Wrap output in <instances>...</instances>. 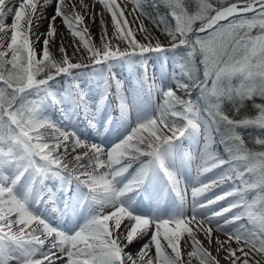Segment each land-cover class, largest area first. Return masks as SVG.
Instances as JSON below:
<instances>
[{
    "label": "snow or ice",
    "instance_id": "snow-or-ice-1",
    "mask_svg": "<svg viewBox=\"0 0 264 264\" xmlns=\"http://www.w3.org/2000/svg\"><path fill=\"white\" fill-rule=\"evenodd\" d=\"M100 2L111 14L114 32L110 38L102 21L103 32L96 44L85 23L88 6L82 0H0V264H192L193 259L197 264H221L220 253L227 264H262L258 257L264 258V134L253 137L261 149L256 151L237 129H264V0H167L174 24L149 16L142 0H133V12L155 21L166 45L142 22L139 31L145 35L143 41L138 40L117 0ZM9 17L10 24L6 22ZM57 19L75 40L71 55L64 38L59 43L55 39ZM95 19L93 13L91 20ZM41 21H47L43 33L37 31ZM183 47L189 49L188 59L181 63L188 82L158 88L155 115L137 122L111 148L84 141L43 116L45 101L54 99L47 82L57 75L118 57ZM194 56L200 57L201 69L192 65ZM192 88H199L208 101L209 122L201 119ZM226 100L234 102L235 112L244 101H253L255 113L233 119L223 108ZM120 106L127 107L123 101ZM213 125L217 126L214 131L219 125L225 128L229 168L188 187L169 160L189 130L204 134L198 177L229 163L211 147L214 140L207 136V129ZM137 161L141 166L136 174L118 186V178ZM157 172L166 181L162 194L171 190L182 203H190V214L148 217L135 214L122 202ZM26 174L41 182L58 178L65 194L76 181L81 202L91 200L96 214L75 229L54 227L34 214L26 196L19 194L17 186H23ZM224 184L232 186L199 202ZM229 197H234L232 202L209 217L199 214V209ZM233 209H238L235 215L215 224L227 239H215L212 218ZM245 218L251 227L239 224L232 231L224 230L225 225ZM198 233L216 244L217 255L203 246ZM182 238L192 248L187 260L180 249ZM138 241L143 242L130 250Z\"/></svg>",
    "mask_w": 264,
    "mask_h": 264
},
{
    "label": "bare ground",
    "instance_id": "bare-ground-1",
    "mask_svg": "<svg viewBox=\"0 0 264 264\" xmlns=\"http://www.w3.org/2000/svg\"><path fill=\"white\" fill-rule=\"evenodd\" d=\"M76 2H79V0H76ZM82 2L88 6L85 10L87 13L85 23L89 28L93 43L99 44L103 29H106L111 38L114 32L111 14L107 11L104 4L100 0H82ZM117 3L125 9V16L131 22L130 27L136 29L138 40L143 41L145 35L139 31V26L142 22L143 26L152 33L153 37L158 38L163 43L164 38L155 30L153 25L146 18L140 16L138 12H133V7L129 3L125 0H117ZM77 11H80V9L77 8ZM51 12L52 9L49 8L48 13L50 14ZM93 13L96 15L95 22L91 20ZM7 23H11V17L7 19ZM46 27L47 21H41L37 31L43 33ZM56 27L58 29V34L55 37L57 43L63 37V42L68 46V54L71 55V45L75 43V40L70 36L60 19H57ZM8 37H10V33ZM112 43L115 44L117 41L112 39ZM120 46L123 47V44L121 43ZM53 51L55 52V48H53ZM166 52L167 49L143 55L136 54L128 57H118L108 61L107 70L95 69L98 72L93 71L90 75H85L86 78H80L75 85L67 89L66 95H53L54 99L45 101L42 109L43 116L58 126L75 132L84 141L102 144L105 148H111L122 140L130 132L131 128L140 121L137 116V113L142 108L140 99H145L156 109L159 103V91L157 89L160 87H175L176 84L183 81L179 76H167L166 71L170 67L171 62L163 60L161 57L162 53ZM143 60L153 61L155 64L153 66L151 63V65L147 66L142 63ZM145 68L147 71H145ZM139 69L141 70V87L134 90L131 87L128 88L127 84L133 85L131 73ZM150 80L154 81V84L150 83ZM121 101L127 105L126 109L121 108ZM207 136L211 138L208 129ZM203 145L204 134L202 131L189 130L186 136L176 143L169 160L171 168L179 174L188 187H192L204 179L221 175L229 168V165L225 164L208 173L206 177H198L196 169L203 151ZM211 147L220 159L221 154L216 150L215 144L213 143ZM140 166V161L133 163L128 171L118 178V186H123L128 180L132 179ZM30 176L26 174L23 186H17L19 194L26 196L28 206L34 214L45 218L54 227L65 231L68 230L69 226L75 229L96 214L97 206L91 200L86 203L81 202L83 197L77 195L80 189L77 187L76 181L73 180L71 182L72 191L65 194L61 187V180L55 177H49L43 182L37 178L31 187L27 189L24 183ZM165 184L166 181L160 173L152 174L151 179L140 189L127 193L122 198V202L128 205L135 214L148 217L168 218L181 212L190 214V203L187 201L182 203L171 190H166L162 194ZM231 186V184L221 185L220 188L213 189L212 192L208 193L206 197H201L199 202L202 203L204 199H211L221 191H227ZM50 197L54 199H50ZM188 199L190 201V194ZM233 199L234 197H229L227 200L199 209V214L202 217H209L211 213L227 206ZM53 209H56V211L54 212ZM237 212L238 209H233L230 213H224L223 216L212 218L211 222L213 225L211 227L215 239H227L226 234L219 232L215 224H223L226 219ZM239 224L251 227L245 218L235 224L225 225L224 230L232 231L239 227ZM197 239L205 244L214 255H217L216 244L214 242L210 244L203 233H198ZM142 242L138 241L133 244L130 250H136ZM162 243L164 242L162 241ZM232 247H236L234 241L232 242ZM180 249L182 257L187 260L189 249L183 243V238ZM168 251L170 252L171 250L168 249ZM223 257L224 253H220L217 256L221 260V264H227ZM258 259H262V264H264V258L258 257Z\"/></svg>",
    "mask_w": 264,
    "mask_h": 264
},
{
    "label": "rangeland",
    "instance_id": "rangeland-1",
    "mask_svg": "<svg viewBox=\"0 0 264 264\" xmlns=\"http://www.w3.org/2000/svg\"><path fill=\"white\" fill-rule=\"evenodd\" d=\"M127 3H129V5L131 7H133V0H125ZM148 2V0H142V6L143 4H146ZM247 15L251 16V13H248ZM144 18H146L155 28V30L164 38L163 43L167 44V39L165 38V35L160 31L156 29L155 24L148 19L146 16H142ZM166 20L168 24H174V21L172 20L171 16L169 15V13H167L166 15ZM7 22V21H6ZM255 34V33H254ZM200 35H205V33H200ZM10 38V37H9ZM42 47V42L38 43L36 45L37 50H39ZM188 52L189 49L187 47H183V48H177V49H167L166 53H162L161 57L163 60H169L171 62L170 67H168L166 74L169 77H181L182 80L184 82H188L187 76L183 73L182 68H181V63L183 61H185L186 59H188ZM192 60V65L198 69H201L202 66H200V57L199 56H194L191 58ZM144 65H151V63L155 64V62L153 61H145L143 60L142 62ZM108 64L109 62H106L104 64H100V65H92L89 64L87 66L84 67H79V68H75L73 70H71V72L68 73H64L61 75H57L55 77L56 81H52V79L48 80L47 82V89L54 95V96H63L67 94V89L73 85H75L77 83V81L80 78H86V76L90 75L93 71H97L95 69L101 70V71H105L108 68ZM142 69V67H141ZM98 72V71H97ZM132 78H133V85L131 84H127L128 88L131 87L133 90L134 89H138L141 87V70L139 69L138 71L132 72ZM202 74V71H201ZM86 75V76H85ZM180 78V79H181ZM192 94H194L195 96H200L203 100H205V97H203L201 95V91L199 88H192ZM140 106H142V108L140 109V111L137 113L138 116V120H142L145 119L149 116L155 115L156 109L154 106H152L151 104H149L145 99H140ZM208 109V108H207ZM207 109H199L200 114H201V119L204 120L205 122H209L211 120V117L209 116V113L207 112ZM215 126L213 125L212 127H209L208 130L210 131V136L211 138H213L214 140V144L216 146V150L221 154V158L223 160L229 161L228 165H230L231 161H230V155L228 150L222 145L221 142H219V138L218 136H216V133L214 131ZM36 179H33L31 176L27 179L25 184V187L27 189L28 185H32ZM52 210V209H51ZM53 211L55 212L56 209H53ZM202 243V242H201ZM203 244V243H202ZM203 246L205 248L208 249V251L214 255L210 249L203 244ZM186 247L189 249V251L192 250V248L188 245H186ZM192 264H197V262L195 261V259H193Z\"/></svg>",
    "mask_w": 264,
    "mask_h": 264
},
{
    "label": "trees",
    "instance_id": "trees-1",
    "mask_svg": "<svg viewBox=\"0 0 264 264\" xmlns=\"http://www.w3.org/2000/svg\"><path fill=\"white\" fill-rule=\"evenodd\" d=\"M155 4V7L153 6ZM143 10L151 17L158 18L162 17L165 22L166 20V15L169 13V5L167 3V0H148L146 4H143L142 6ZM155 26L156 22L151 20ZM198 26V25H197ZM156 29L159 30L156 26ZM52 81H56L55 78L52 79ZM192 99L196 103L198 109H207L209 107L208 101L205 99L203 100L200 96H195L192 94ZM256 102H259L258 100ZM233 103L232 101H225L223 104L224 110L229 113L233 119H240L242 117H247L254 115L255 109L253 108V101L246 100L242 103L240 107L239 112L233 111ZM215 126V125H214ZM217 127V126H215ZM219 130L215 131L216 136L219 138V142L222 143V145L227 149V141L224 139L225 137V128L223 125H219ZM237 131L244 137L247 145L249 148H254V150L259 151L261 150L259 146L254 145L253 143V137L264 134V129H259V128H253L250 126H246L243 128L237 129Z\"/></svg>",
    "mask_w": 264,
    "mask_h": 264
}]
</instances>
